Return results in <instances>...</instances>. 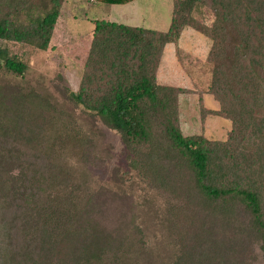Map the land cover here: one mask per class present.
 Masks as SVG:
<instances>
[{
	"label": "trees",
	"instance_id": "1",
	"mask_svg": "<svg viewBox=\"0 0 264 264\" xmlns=\"http://www.w3.org/2000/svg\"><path fill=\"white\" fill-rule=\"evenodd\" d=\"M63 1L0 0L8 70L25 64L3 43L45 50ZM207 11L210 23L201 19ZM187 27L210 41L208 92L218 109L200 112L230 120L223 140L183 134L178 98L192 90L157 80L168 45ZM70 98L116 130L130 166L166 193L163 224L177 252L163 261L139 239L131 193L75 179L65 156L79 149L90 160L91 135L58 133L46 97L1 85L0 264H253L255 243L264 260V0H172L164 30L93 19Z\"/></svg>",
	"mask_w": 264,
	"mask_h": 264
},
{
	"label": "rangeland",
	"instance_id": "2",
	"mask_svg": "<svg viewBox=\"0 0 264 264\" xmlns=\"http://www.w3.org/2000/svg\"><path fill=\"white\" fill-rule=\"evenodd\" d=\"M171 8L172 0H134L123 4L64 0L45 50L12 41L3 43L10 55L24 62L21 73L8 70L0 59V86L11 85L20 93L33 91L46 97L50 104L44 114L48 119L53 117L54 130L58 133L91 135L90 160L79 149L68 150L70 153L65 156L73 176L89 184L91 189L106 185L114 191L131 193L136 204L133 222L143 232L139 239L163 261L175 256L178 249L174 239H166L170 231L163 224L167 212L166 193L152 190L148 182L138 176L129 164L128 152L119 133L106 126L94 112L72 100L70 92L77 90L81 80L93 19L164 30L170 22ZM201 19L210 23L213 15L207 11ZM209 44L206 36L187 27L177 42L166 49L157 69V80L192 90L178 98L179 125L183 134L202 133L209 139L223 140L230 129V120L214 113L202 117L200 112L201 105L206 109H218L217 101L208 92L212 71V63L207 59ZM78 202L79 205L83 203L79 199ZM252 246L250 260L253 264H264L258 244Z\"/></svg>",
	"mask_w": 264,
	"mask_h": 264
},
{
	"label": "crops",
	"instance_id": "3",
	"mask_svg": "<svg viewBox=\"0 0 264 264\" xmlns=\"http://www.w3.org/2000/svg\"><path fill=\"white\" fill-rule=\"evenodd\" d=\"M134 1V0H133ZM130 2H132V1H130ZM130 2H128V3H130ZM123 23V22H122ZM184 32V31H183ZM171 45V44H170ZM169 46V45H168Z\"/></svg>",
	"mask_w": 264,
	"mask_h": 264
}]
</instances>
